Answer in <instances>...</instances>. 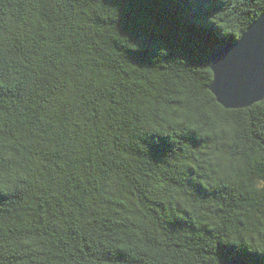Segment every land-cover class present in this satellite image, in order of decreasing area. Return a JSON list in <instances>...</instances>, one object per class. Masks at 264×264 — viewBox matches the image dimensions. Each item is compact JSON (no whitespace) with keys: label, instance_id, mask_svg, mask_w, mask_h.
<instances>
[{"label":"trees","instance_id":"16d2710c","mask_svg":"<svg viewBox=\"0 0 264 264\" xmlns=\"http://www.w3.org/2000/svg\"><path fill=\"white\" fill-rule=\"evenodd\" d=\"M263 12L0 0V264H264V99L225 108L208 58Z\"/></svg>","mask_w":264,"mask_h":264},{"label":"water","instance_id":"95a60500","mask_svg":"<svg viewBox=\"0 0 264 264\" xmlns=\"http://www.w3.org/2000/svg\"><path fill=\"white\" fill-rule=\"evenodd\" d=\"M213 81L210 90L227 109H240L264 99V12L232 44L208 50ZM221 264H249L231 258Z\"/></svg>","mask_w":264,"mask_h":264},{"label":"clouds","instance_id":"9594fccd","mask_svg":"<svg viewBox=\"0 0 264 264\" xmlns=\"http://www.w3.org/2000/svg\"><path fill=\"white\" fill-rule=\"evenodd\" d=\"M238 3H239V0H238ZM240 20H241V17L239 15H237L236 16V22L234 23V27L236 29L237 35H239V29L243 26L242 23H240ZM209 23H211V24L213 23V16H211L209 18ZM161 54H163L162 51H161ZM193 127H195V125H193ZM228 130L231 131L232 129L229 128ZM209 158L211 159V157H209ZM241 163H243V162H241Z\"/></svg>","mask_w":264,"mask_h":264}]
</instances>
